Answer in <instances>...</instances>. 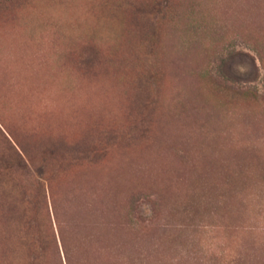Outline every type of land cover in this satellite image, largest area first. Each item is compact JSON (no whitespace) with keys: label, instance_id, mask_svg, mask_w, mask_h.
I'll return each mask as SVG.
<instances>
[{"label":"rangeland","instance_id":"obj_1","mask_svg":"<svg viewBox=\"0 0 264 264\" xmlns=\"http://www.w3.org/2000/svg\"><path fill=\"white\" fill-rule=\"evenodd\" d=\"M0 264H264V0H0Z\"/></svg>","mask_w":264,"mask_h":264}]
</instances>
